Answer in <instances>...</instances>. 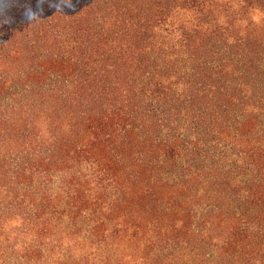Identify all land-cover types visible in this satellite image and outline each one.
<instances>
[{"label": "trees", "instance_id": "trees-1", "mask_svg": "<svg viewBox=\"0 0 264 264\" xmlns=\"http://www.w3.org/2000/svg\"><path fill=\"white\" fill-rule=\"evenodd\" d=\"M0 264H264V0H0Z\"/></svg>", "mask_w": 264, "mask_h": 264}, {"label": "clouds", "instance_id": "clouds-1", "mask_svg": "<svg viewBox=\"0 0 264 264\" xmlns=\"http://www.w3.org/2000/svg\"><path fill=\"white\" fill-rule=\"evenodd\" d=\"M52 3H53V4H56V0H52Z\"/></svg>", "mask_w": 264, "mask_h": 264}]
</instances>
